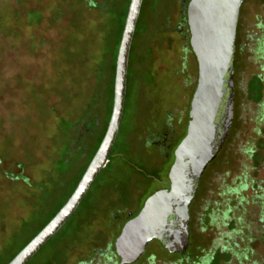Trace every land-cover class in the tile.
Here are the masks:
<instances>
[{
  "label": "rangeland",
  "instance_id": "rangeland-1",
  "mask_svg": "<svg viewBox=\"0 0 264 264\" xmlns=\"http://www.w3.org/2000/svg\"><path fill=\"white\" fill-rule=\"evenodd\" d=\"M187 2L144 0L113 149L114 174L99 175L88 192L80 219L84 221L89 214L94 219L90 229L73 244L80 249L71 252L68 261L72 264H77L89 248L108 253L115 248L117 235L127 223L123 217L112 221L114 212L121 209L106 206L116 173L120 181L139 183L126 191L134 199L141 194L134 211L155 192L166 189L167 183L169 188V171L175 150L186 135L198 74L187 21L183 23ZM32 11L41 14L39 25H28L26 18L37 14ZM85 12L81 0H0V172H17L23 165V176L29 178L22 187L0 176V244L16 222L28 216L26 199L33 202V185L51 174L52 154L65 141L59 120L75 121L84 110L96 107L90 98L91 82L97 79L94 68L112 59L115 36L104 47V14L98 10V21L88 22L95 19L94 13L84 17ZM240 13L244 31L239 38L244 37L245 55H237L234 61L237 95L230 129L232 142L225 144L217 162L208 166L199 180L191 206L198 225L195 236L190 233L189 248L183 255L169 253L153 240L135 264H209L211 256V264H264V233L250 225L259 208L251 202L250 188L238 189L249 180L264 179V166H255L249 156L253 144L264 141V9L249 0ZM52 15L63 18L54 22ZM106 54L108 60L103 58ZM255 78L260 81L258 99L249 97L248 86ZM99 86L98 107L104 109L106 89L103 83ZM257 152L264 156V150ZM81 165L74 167L73 176ZM54 201L57 205L60 199L56 196ZM221 214L227 223L223 224ZM93 227L97 228L96 235L87 241ZM236 227L247 228L243 236H235V230L227 232ZM245 245L251 251L247 258ZM108 253L87 258L91 264H118V256L111 254L110 259Z\"/></svg>",
  "mask_w": 264,
  "mask_h": 264
},
{
  "label": "water",
  "instance_id": "water-1",
  "mask_svg": "<svg viewBox=\"0 0 264 264\" xmlns=\"http://www.w3.org/2000/svg\"><path fill=\"white\" fill-rule=\"evenodd\" d=\"M246 0H190L186 21L197 61L196 89L186 135L174 153L168 189L151 195L123 227L115 243L118 264H135L153 240L169 253L189 246V207L207 165L227 139L234 105V59L239 11ZM143 0H130L115 64L113 104L105 135L79 183L59 212L8 263L26 264L74 214L108 163L121 125L130 48Z\"/></svg>",
  "mask_w": 264,
  "mask_h": 264
},
{
  "label": "trees",
  "instance_id": "trees-1",
  "mask_svg": "<svg viewBox=\"0 0 264 264\" xmlns=\"http://www.w3.org/2000/svg\"><path fill=\"white\" fill-rule=\"evenodd\" d=\"M250 1H253L257 7L264 9V0H250ZM81 2L84 3V5H86V12L84 13V17L94 13L93 15L95 19L88 21V22H92V21L97 22L98 19L96 16H98V13L100 12L104 14L106 18L105 25H107L105 27L107 31L105 42L107 44H105L104 47H107L108 45H110L109 41H113L111 36L114 35L115 36V40L113 42L114 43V53H113L111 60L105 61V63H103L104 65H100L101 64L100 63L96 65L94 68V78L95 76H97V79L96 81L92 80L91 82L93 91L90 95V98L96 101L95 109L92 108V110H84L83 114H81V116L75 121L74 119L71 120L70 122L59 120V122L63 123L65 141L63 145L61 146V149L58 150L57 152L55 151V154H52L51 161H52L53 166L51 167L52 171H51L50 176H48V178L43 180L41 183H35L33 185L34 186L33 189L35 191L33 202L26 199L28 202V206H29V210H27L29 211L27 214L28 216L27 217L24 216L20 218L16 222L15 229L9 234H7V238H5V240L2 239L4 241L1 242L0 244V264H8L64 206V204L67 202V200L69 199V197L72 195L73 191L75 190L77 184L79 183L82 175L84 174L93 156L95 155L105 135V132L108 126V122H109L111 111H112V104H113V89H114L116 58H117L119 44H120L130 0H81ZM247 2H249V0H246L245 2H243L241 6H243ZM122 3H123L124 9L123 7H121ZM143 3H144V0L142 2L141 10L139 13L133 41H132L131 48H130V54H131V49H132L134 39L137 33V29L139 26V22L142 17ZM98 10L99 12H97ZM32 12H34L32 14L37 13L35 11H32ZM64 12L66 11L64 10ZM241 16L242 15L239 11L238 23H237V28H236V49H235V59L236 60H237V55L240 57L241 56L244 57L245 55L244 54V51H245L244 37L242 35V37L239 38V34H242L244 31L243 23H241ZM183 18L185 20V21L183 20L184 21L183 23L186 24V16H184ZM28 19L30 23L28 22ZM60 19H55L54 15H52V20L54 22ZM26 21L28 25H39L42 21V16L38 12L36 15H31L27 17ZM130 54H129V60H130ZM103 58L105 59L107 58L108 60V54H106V56H103ZM128 65H129V62H128ZM99 83L100 84L103 83L104 88L106 89V92H105L106 100H105L104 109L98 107V103L100 102L99 95H98V89L101 88L99 86ZM259 83H260L259 79H256V78L255 80L250 82L248 86L249 97L258 99L260 95L259 93L260 84ZM235 95L237 94L234 91V103L236 101ZM92 105L93 103H91L90 107H92ZM61 119H64V118H61ZM232 126H233V123H231V127ZM231 127L230 129L232 130ZM231 130L229 131L227 139L222 148L225 147V144L227 145V143L232 142ZM161 136L163 135L161 134ZM115 142L110 152L108 163L106 164L105 168H103L102 171L99 173V175H101L102 173L103 174L105 173L114 174L112 160L114 156L113 149L115 146ZM228 147L229 146H227V148ZM258 150H264V141L259 142L257 146L253 144V148L251 149V153L249 154V156L251 157V162L254 163L255 166H259L260 164L264 166V156L261 153H258L257 152ZM217 156L215 157L213 161H211L207 165V167L217 162V159H218ZM78 163L82 164L81 168L78 171L76 170L74 172L75 175L73 176L72 171ZM17 169H18L17 172H12L8 170L2 173L0 172V176H2L3 178L11 182H15L19 185H22V187H24L25 186L24 179L29 180V178H26L23 176V169H24L23 165ZM206 169L204 170L201 178L204 176ZM156 172L158 171L156 170ZM117 174L118 173H116L113 179L111 180L112 187L114 190L112 191V196L110 200L108 201V203L106 204V206L107 208H110V210L116 207L118 210L121 209L120 213L116 214L114 212L115 217L113 216L114 218H112V221H114L115 219L119 220L123 217V218H126V222H128L129 220L134 218L139 213L141 208L143 207L142 205L139 209L135 211L132 209V208H135L139 197H141V194L139 196H136L135 199L130 198L128 195H126V191L128 189L131 191L139 183L137 181H133L130 179H127L125 181H122V180L120 181L119 178H117L119 176ZM18 175L22 176V178H20ZM71 175H72V184H71V179H70ZM99 175L97 176V178L99 177ZM17 176L19 178H16ZM97 178L95 179V181L97 180ZM95 181L93 182V184L95 183ZM165 188L168 189V183L166 184ZM248 188H250V190L253 192V196H251L252 197L251 202L255 207L257 206V208H259V210L261 211L260 219L264 221V179L259 182H256L255 180H249L248 184L240 185V187H238L240 191H242V189L247 190ZM88 192L86 196L83 198L78 208L76 209V211L74 212V214L70 217V219L26 264H72L68 261L69 256L71 255V252L73 253L75 250L80 249V247L76 248L75 245L73 246V244L84 233V231L87 232L90 229L91 218L92 220L94 219L93 214H89L85 216V211H83V214L87 218L84 221L80 219V212L81 210H83L82 207L84 206L83 204L85 203L87 199ZM56 196L58 197V199H60V202L57 205L54 204L55 202L54 200ZM24 198L25 196L23 195L22 199ZM192 203L189 207V218H190L189 234L192 233L195 236L194 229H195V226H198V225L195 224L196 220L193 219L192 214H191ZM25 212H26V209H25ZM214 220H216L215 217H214ZM211 226H213V221H212ZM96 229L97 228L95 227L92 228V232L90 233L89 236H87V239H86L87 241L90 239L92 240V238L96 235ZM121 231H119L117 238L119 237ZM235 232L237 234L235 236H238V235L243 236L241 229H238ZM93 249L95 248H89L85 256L80 258L77 264H91L92 260H88L87 257L91 259L96 254L102 255L104 253H108L106 252L105 249L99 250L96 252ZM43 253L45 256L44 258H41L40 255ZM108 254L110 255L108 256L110 257V259H112V255L115 257L117 256L114 248H112ZM248 254H249L248 250L245 249L244 255L246 256V258ZM212 258L213 257L211 256V260ZM211 260L209 264H211Z\"/></svg>",
  "mask_w": 264,
  "mask_h": 264
},
{
  "label": "flooded vegetation",
  "instance_id": "flooded-vegetation-1",
  "mask_svg": "<svg viewBox=\"0 0 264 264\" xmlns=\"http://www.w3.org/2000/svg\"><path fill=\"white\" fill-rule=\"evenodd\" d=\"M187 3H189V0H188V2ZM187 6H188V4L186 5V8H187ZM185 13H186V9H185ZM233 107H234V105H233ZM233 118H234V109H233ZM232 121H233V119H232ZM230 131V130H229ZM225 143V142H224ZM223 146H224V144H223ZM221 151V150H220ZM227 212L225 211L224 212V214H226ZM224 214H221V220L223 221V215ZM260 215H261V211L259 210V212H257V214H256V216H255V220L254 221H250V225H251V223L254 225L255 224V226H258L259 228H258V232H261V235L264 233V221L263 220H261L260 219ZM225 223H227V222H225ZM218 224V223H217ZM223 224H224V221H223ZM249 225V224H248ZM249 225V226H250ZM219 226V224L217 225V227ZM245 226V225H244ZM238 229H241V232H243L244 231V229H247V228H241V227H236V228H232L230 231H227V232H231L232 230H238ZM226 233V232H225ZM162 246V245H161ZM188 248H189V246H188ZM248 247H247V245H245V249L246 250H249V249H247ZM163 249L164 250H166L164 247H163Z\"/></svg>",
  "mask_w": 264,
  "mask_h": 264
}]
</instances>
